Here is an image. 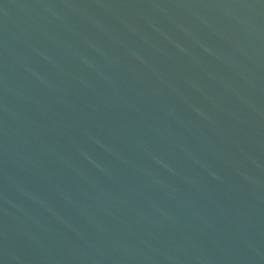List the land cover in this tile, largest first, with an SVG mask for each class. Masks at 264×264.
Masks as SVG:
<instances>
[{"label": "water", "instance_id": "1", "mask_svg": "<svg viewBox=\"0 0 264 264\" xmlns=\"http://www.w3.org/2000/svg\"><path fill=\"white\" fill-rule=\"evenodd\" d=\"M0 264H264V0H0Z\"/></svg>", "mask_w": 264, "mask_h": 264}]
</instances>
